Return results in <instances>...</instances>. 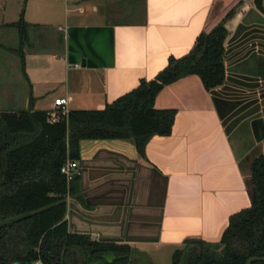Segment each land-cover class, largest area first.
Returning <instances> with one entry per match:
<instances>
[{
    "label": "crops",
    "instance_id": "obj_1",
    "mask_svg": "<svg viewBox=\"0 0 264 264\" xmlns=\"http://www.w3.org/2000/svg\"><path fill=\"white\" fill-rule=\"evenodd\" d=\"M230 12L225 82L207 91L188 75L155 97V108L175 110L169 135L152 136L143 156L130 140L80 142L69 231L129 245L132 264L149 247L216 242L250 206V165L264 154V0H0V112L49 113L59 97L68 110L103 109ZM20 13L25 76L9 26Z\"/></svg>",
    "mask_w": 264,
    "mask_h": 264
},
{
    "label": "trees",
    "instance_id": "obj_2",
    "mask_svg": "<svg viewBox=\"0 0 264 264\" xmlns=\"http://www.w3.org/2000/svg\"><path fill=\"white\" fill-rule=\"evenodd\" d=\"M200 33L184 56L170 57L153 79L103 109L58 111L56 121L41 110L0 112V264H127L131 247L69 231L67 198L81 200L79 171L67 182L60 172L66 159L79 161L82 140H130L140 156L149 139L171 133L175 110L157 109L154 100L166 85L199 77L205 90L225 82L224 20ZM18 56L24 74L27 25L17 22ZM252 202L229 216L216 242L187 241L171 264H245L264 257V154L250 165ZM250 264H264L255 260Z\"/></svg>",
    "mask_w": 264,
    "mask_h": 264
},
{
    "label": "rangeland",
    "instance_id": "obj_3",
    "mask_svg": "<svg viewBox=\"0 0 264 264\" xmlns=\"http://www.w3.org/2000/svg\"><path fill=\"white\" fill-rule=\"evenodd\" d=\"M174 249L176 248L166 246L162 248L149 247L147 255L136 252L133 256L132 264H171Z\"/></svg>",
    "mask_w": 264,
    "mask_h": 264
},
{
    "label": "built area",
    "instance_id": "obj_4",
    "mask_svg": "<svg viewBox=\"0 0 264 264\" xmlns=\"http://www.w3.org/2000/svg\"><path fill=\"white\" fill-rule=\"evenodd\" d=\"M67 101L65 98H56L53 101L54 110L49 112V120L56 121L58 119V111L62 114H66L68 109L66 107ZM60 172L65 176L67 182H69L73 176L78 172V165L77 162L72 161L70 159H66L64 163L60 167ZM33 264H38L33 263Z\"/></svg>",
    "mask_w": 264,
    "mask_h": 264
},
{
    "label": "water",
    "instance_id": "obj_5",
    "mask_svg": "<svg viewBox=\"0 0 264 264\" xmlns=\"http://www.w3.org/2000/svg\"><path fill=\"white\" fill-rule=\"evenodd\" d=\"M225 53V52H224ZM82 64H83V61H82ZM252 195V193H251ZM255 260H260V261H264V257H249L245 264H250L252 261H255ZM127 264H130V262H128Z\"/></svg>",
    "mask_w": 264,
    "mask_h": 264
}]
</instances>
